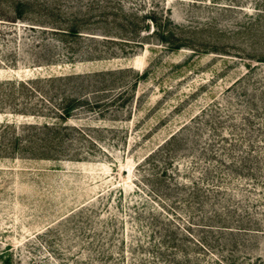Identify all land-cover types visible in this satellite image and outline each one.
<instances>
[{
    "label": "rangeland",
    "instance_id": "374dc122",
    "mask_svg": "<svg viewBox=\"0 0 264 264\" xmlns=\"http://www.w3.org/2000/svg\"><path fill=\"white\" fill-rule=\"evenodd\" d=\"M96 70L33 83L65 117L3 82ZM0 81V141L54 123L73 155L0 149V264H264V0H0Z\"/></svg>",
    "mask_w": 264,
    "mask_h": 264
},
{
    "label": "trees",
    "instance_id": "16d2710c",
    "mask_svg": "<svg viewBox=\"0 0 264 264\" xmlns=\"http://www.w3.org/2000/svg\"><path fill=\"white\" fill-rule=\"evenodd\" d=\"M145 17H154V9L153 7L150 8L149 10H147V12L145 13ZM89 19V17L86 18H80L78 16L72 17L70 19V24H67V26L65 27H60V26H55L53 25L52 27H56V28H52L50 29L53 32H60V34L63 35H71L73 37H81L82 35L88 36L86 34H83L82 31L80 29V22H85ZM30 27H34V26H30ZM44 29V28H43ZM155 28H153L151 30V32H154ZM130 31H132L130 29ZM91 37H95V36H91ZM121 37V36H120ZM127 39V41H134V38H129V37H125ZM163 39L164 35H163ZM169 41L170 46H176L175 44H173V42L171 41L172 44H170V40ZM117 52H111L109 53L110 55H113ZM66 58H75L73 56V52L70 51L65 55ZM91 58H99V56H87V59H91ZM108 71H102V70H96V71H88V72H69V73H59V74H48V75H35L32 77H29L27 79H7V81H3V82H10L12 84H17V85H24L26 87H28L30 94L31 92H36L39 96V99L41 101L44 102V105H41L40 107L41 110H47V111H52L54 112L57 116L59 117H65L69 115V112L71 110L72 107L68 106L67 104L65 105H55V104H51L50 102V97H52L53 94L49 93V90H44V91H39L38 89H36L33 86V83H38V82H51L53 84H64V83H68L70 81H75L76 79H81V78H85V77H91L92 75H96V74H102ZM1 82V81H0ZM30 87V88H29ZM26 93H24L25 95ZM29 95V94H28ZM6 95H1L0 99L1 101L4 100V98H6L8 101H12V99L15 97V92L14 93H9ZM76 97H72L70 101L75 100ZM46 101V102H45ZM48 103V104H47ZM49 104H51L52 106H50ZM3 106L0 105V108H2ZM39 107V109H40ZM13 111L15 112H19V113H28L29 110L27 109H23V108H16L13 107ZM33 111V110H30ZM37 112H29V113H37V114H43V113H39V110H35ZM23 125L26 126H32L34 127V131L31 132L30 135H28V137H20L18 135V132L15 131H11L10 133H8L7 136L5 135L6 132H8L6 129H4L2 131V140L0 141V149H9L12 148L14 149L19 148L25 151H34L32 152L33 157H41V158H57L58 156H63V157H72L73 155L68 154L64 151L63 145H62V136L60 135V131H59V126L55 125L54 123L49 124L48 122H44L40 125H37V123H33V122H27L24 123ZM0 126H2V128H6L8 126L7 123H0ZM19 141H21L22 143L19 144ZM7 145V146H6ZM9 147V148H8ZM6 153V152H5ZM242 217V215L240 216ZM244 219V218H241ZM247 222L246 223H250V225H258L257 223L259 221L257 220H251V218L248 216L245 219ZM216 230H220L223 229L221 228V226H215L213 227ZM233 227L229 228V230H233ZM236 231H248V230H255V232L260 231V228H253V227H249V226H235ZM180 230V228H179ZM172 231L173 232V238H171L170 240H167V244L165 242V245H167L166 248H163V253H167V249L171 250L170 252H168V255L171 256L173 258V260H179L178 256L176 255V249L179 247V245L182 244L179 235L182 234L183 231L178 232V226H172L169 227V232ZM263 231V230H261ZM176 235V236H175ZM184 235V234H183ZM184 237V236H183ZM165 241L166 239L163 238ZM198 243L203 244V242L198 239L196 241H193V244L195 246L198 245ZM169 247V248H168ZM171 258V260H172ZM188 259H189V255L187 256V264L188 263ZM190 264H196L193 260H190ZM228 264H230L228 262Z\"/></svg>",
    "mask_w": 264,
    "mask_h": 264
}]
</instances>
